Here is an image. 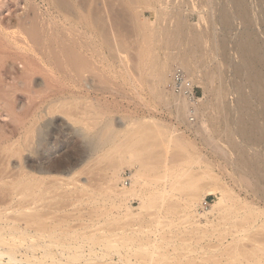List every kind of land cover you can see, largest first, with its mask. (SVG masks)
<instances>
[{"label":"rangeland","instance_id":"obj_1","mask_svg":"<svg viewBox=\"0 0 264 264\" xmlns=\"http://www.w3.org/2000/svg\"><path fill=\"white\" fill-rule=\"evenodd\" d=\"M78 1L85 2L83 3V9L80 10L82 7L79 6L80 9H74L75 12L70 14L69 11L60 9L55 0H0V25L6 26L5 28L9 30L27 31L31 44V49L27 53L26 50L28 49L23 51L17 41L16 43L15 41L7 43L8 40L4 38L5 36L2 37L3 34L0 31V41L2 42L0 45H3L0 46V78L5 81L4 83L0 79V82L4 83V86H2L3 83H0V94H2L0 97L3 96L2 100L0 99V144L3 146V144L14 142L15 139L18 140L19 134L10 139L11 141L8 138L11 137L10 131L14 130L13 126L21 125V121L24 119L27 124L29 123L27 126L33 125L34 128H37V130L31 128V137H35L36 133H33V131L38 130L44 132L45 137L47 136L43 142H38L39 144L35 142V145H31V149L22 151L23 155L22 153L21 155L23 157L20 155L22 159L15 155H8V157L0 152V171L8 170L6 171L8 174L5 173L6 176H10L11 173L13 174L11 176L14 177L15 173L19 172V166L24 159L23 163L30 168L26 166L27 169L34 174L38 173L35 174L37 176H40V174L41 176L46 175L44 176L47 178L46 183L51 186L49 188L51 192L48 191L43 195V197L46 195V198L40 200L37 205L27 203L28 207L22 208V210H28L29 213L25 212L26 214H36V212L39 213L38 215L44 214L41 217L46 218L45 222L51 224L58 223L57 221L60 220L65 229H68L66 226L69 224V231L72 228L71 226L77 230L79 227H84L85 222H88L90 212L94 209V205L91 206L88 203L87 205L86 202L78 203L88 198L82 195L80 190L82 187L89 188V191L95 189L97 192H106L109 199L111 197L115 198L114 192L134 188L139 193L129 191L126 197L123 198L124 201L120 207L110 209L113 218L107 226L109 230L116 233L125 232L138 237L143 232L142 241L150 240L154 242L156 240L157 242L154 243H158L162 248L158 250L156 260H153L155 264H264V93H259L261 84L263 85L262 82L264 81H258L257 84H252L251 80L249 81V70L242 65L239 52L235 49V47L237 48L235 44L245 29L244 24L237 19H233V21L226 24L218 20L222 12L232 13L230 0H163L165 2L163 4L156 0ZM86 4L88 5L86 6ZM247 4L255 20L254 26L250 27V31H253L252 33L256 35V38L258 37L260 49L264 51V0H247ZM135 16L138 17V21ZM213 17H216L215 20ZM165 25L172 32L177 30L178 27H182L184 33L179 34V38H174L175 44L173 47L171 46L172 48L164 47L161 49L157 45L156 48L152 47V49H157L155 51L160 52H158L157 57L161 56L162 58L166 53L185 55L187 53V59L192 67L190 69L184 67L183 69L193 78L201 98L195 109L190 108L189 101H187L188 106L185 101V104L181 101L182 105L186 107H184V110H180L181 114L180 111L176 110L175 105L177 106V103L175 102H178L177 97L180 100H186V98L184 99L181 95L177 96L168 87L173 68L178 64L181 66V64L178 62H176L177 64L173 63L165 77L166 81L163 79L159 85H156L157 83H154L156 80L153 79L154 75L149 74L153 67L152 62H154V59L150 58L153 51L151 52L148 49L143 58L142 56L141 58L138 57L144 45V39L138 36L142 34L143 30L155 29L156 31L157 28L159 29V27ZM70 26H76V29L79 28V33L74 27L73 29L76 31ZM65 28L68 32L64 31ZM69 30L74 34H71ZM67 34L69 37L74 35L79 43L84 44V47H82L83 52L88 58L80 60V71H78L81 72L83 78L77 72L76 78L73 77L77 80H72L70 74L67 73L69 75L67 76L64 73L66 71L61 68L64 71L62 72L59 66L61 72H58L56 64H50L48 61L51 59L47 58L42 50L40 51L39 44L43 41L54 43V46L59 50L58 45L61 44L64 38L68 37ZM194 35L201 37L200 43L197 45H194L192 41ZM222 38L227 40V50L221 49L220 40ZM118 39H124L126 45H128L124 50L125 52L122 51L121 54H118L116 51L117 54L115 55L121 56L119 59H117V56H112V50L115 51ZM85 42H87V45L93 44V47L96 45L94 47V49L96 48L95 51L101 45L107 56L103 55L102 52L100 54L103 57L97 51L94 53L89 49L90 46L87 49ZM158 48L160 49L158 50ZM22 51L26 52L25 56H23ZM157 52L154 54L156 55ZM3 53L10 56H4ZM58 55L51 54L53 57L56 56V59L61 57V55ZM104 56L107 60L104 59L103 61ZM140 59L142 60L140 61L141 64L143 63L141 67L138 61ZM22 62L26 63V69L23 67ZM1 65L4 66L1 67ZM94 65L96 67H93ZM149 67L151 68L149 69ZM260 69L259 65L257 71H261ZM11 70L13 73L10 72ZM27 70L29 73H27ZM78 75L80 78L77 77ZM4 87L5 89H3ZM157 88L159 89L157 90ZM3 90L6 92L3 93ZM24 92L26 93L23 95ZM260 95H263V97L261 96V98ZM4 97L6 101L3 100ZM69 99L71 100L69 101ZM62 101L65 103L62 104ZM70 102L76 106L78 103L75 109L72 108V111L75 112L73 113L78 116L76 118L82 117L80 119H83L86 111L91 112L90 115L88 114L89 117L87 115L88 120H85V122L91 125V129L93 126L95 127L92 131H85L84 126L88 123H75L72 119H69V116L63 114L68 113L71 109L68 106L69 104L70 107L74 105ZM25 103L27 104L25 105ZM62 105L64 110L66 109L65 111L61 110ZM14 106H17L18 109ZM66 106L67 108H65ZM224 108L227 111L223 113ZM23 109H27L26 112ZM96 111L100 113L98 116L95 113ZM191 111H195L194 114H191ZM95 121L98 124H94ZM15 122L17 125L11 124ZM104 123L111 124L112 136L117 137L114 139L115 143L118 141L124 142L126 139L123 138L125 134L126 137H128L127 134H138L137 136L141 137L142 140L144 136L145 140H140L135 145L134 152L127 153L122 148L119 152L108 153L106 157L102 158L101 155L106 154L105 151L113 147L114 141L111 140L112 144L106 145L102 151L96 152L97 154L91 153L92 155L88 157L89 145L87 144V138L92 137L94 138L92 140L99 142L98 139H101V137L97 134V130H100L103 127L101 124ZM40 126H43L42 130ZM106 131L107 129L103 133L105 134ZM170 134L183 140L186 139L185 141L188 142L187 149L182 148L177 138L170 141ZM2 137L5 138L2 139ZM96 145L98 149L101 147V144ZM165 160L168 161L169 165L171 164L169 172H172L173 175L170 179L166 180L164 178L160 183L156 182L155 185L144 182L146 179L150 180L155 177L158 168L162 170ZM178 161L182 163L181 167L177 164ZM188 162H190V165ZM75 164H78L77 167ZM38 167H42L47 171H44V173L36 172ZM69 167L77 172L70 175ZM179 167L190 169V175L183 176L186 178L184 181L181 176L182 184H180L182 181H178L179 183L172 181L179 179L174 177L175 172L181 170ZM139 168V175L135 183L132 184V176ZM10 170L12 171L10 172ZM113 170L120 173V178L116 187V183H114L115 188L111 189L110 186L113 183L110 184L109 176ZM69 175L71 177L74 175V178L69 179L71 178ZM66 176H68L67 179ZM12 177L10 179L7 177V179L11 180ZM191 177H197V183L200 186H198L200 191L196 189V192L200 193L199 197L201 199L199 198V204L194 210L184 209L183 206L186 203L184 200L186 198L185 191L187 190L180 191V188H183L184 184L187 183L186 181H189L188 178ZM58 178L62 179L59 180ZM75 178L78 182L75 181ZM62 180L64 184H62ZM2 184L0 183V191L2 190L0 192V210H4L3 215L10 220L8 225L16 224L21 229H26L28 224L25 219L27 217L20 213L22 210H19L20 205L18 206L19 202L17 200L9 201L6 193L3 194L6 187L4 188ZM56 184H60V186ZM172 185L174 189H172ZM62 186L67 188L63 190ZM174 186L179 188L178 191H180V194L182 193L181 195L178 191H175ZM164 187H166L165 189L168 188L170 192H166L165 195L168 194L164 195L165 197L161 200L160 194ZM71 189H75L76 192ZM212 189H215V191L212 192ZM224 189L229 192L226 205L213 208L212 204L218 202ZM68 190L69 192H67ZM70 190L74 192L71 193ZM57 191L60 194L64 191L65 195L61 194L62 197H59L60 194ZM67 193L69 195L71 193L72 196L69 197ZM73 193H76V195ZM148 197H152L153 201L148 206L146 205L147 208H143V199H148ZM76 201L77 203H75ZM79 204L82 206H79ZM6 205L8 208L4 209L7 207ZM29 206H34V209H30ZM68 210L69 212H67ZM15 217H18L17 220L19 218L23 220L16 221ZM84 220L85 222H83ZM82 222L84 225H82ZM39 241H36V243ZM18 243L20 244L19 240ZM25 243L24 245L20 244L19 250L21 253L18 254L19 258H25L23 264L28 263L26 257H24L25 254L26 256L27 254L30 255L29 258H33V260L35 258L33 255L42 256L41 249L34 250V254L33 251L28 252ZM259 247L263 250L259 251ZM54 250L56 251V249ZM161 254H166L167 258L162 259ZM237 258H240V260ZM132 259L133 261L138 259L142 263L146 261V258L143 257L133 256ZM115 260V263L118 262V257H115Z\"/></svg>","mask_w":264,"mask_h":264},{"label":"bare ground","instance_id":"obj_2","mask_svg":"<svg viewBox=\"0 0 264 264\" xmlns=\"http://www.w3.org/2000/svg\"><path fill=\"white\" fill-rule=\"evenodd\" d=\"M72 1V2H71ZM85 1V0H84ZM157 2H159V3H161V4H163V3H165L163 0H156ZM55 2H56V4H57V6L60 8V9H65V10H67V11H69L70 12V14H72V13H74L75 12V10L74 9H78L79 8V6L80 7H82L80 10H82L83 9V6H84V4L83 3H85V2H82L81 3V1L79 2L78 0H55ZM230 2L232 3V13L230 14V13H228V12H226V11H224V12H222L221 14H220V16H219V19L218 20H220V22L221 23H223V24H226V23H229V22H231V21H233V19H237L239 22H241V23H243L244 24V27H245V29H244V31L242 32V34H241V36L239 37V40H238V42L235 44L236 46H237V48L235 47V49L237 50V52H239V55H240V58H241V61H242V65H244V67L247 69V70H249L248 71V73H249V81L253 84H257L258 83V81L260 82V81H264V51H262V49H260V45H259V42H258V37L256 38V35L254 34V33H252L253 31H250V27L253 25V23H254V15L251 13V11H249V8H248V4H247V0H230ZM82 5V6H81ZM88 4H86V6H87ZM90 5H91V3H90ZM85 6V7H86ZM79 10V11H80ZM77 11V10H76ZM83 13V12H82ZM81 13V14H82ZM215 14H216V12H215ZM84 15V14H83ZM136 15V14H135ZM81 17V16H80ZM87 17V16H86ZM136 17V16H135ZM137 18V21L139 20L138 19V17H136ZM212 18V17H211ZM214 18V17H213ZM216 18V17H215ZM215 18H214V20H215ZM218 18V17H217ZM88 19V18H87ZM89 20V19H88ZM211 20V19H210ZM213 20V21H214ZM140 23V22H139ZM144 25V24H143ZM146 25V24H145ZM254 26V25H253ZM6 26H1L0 25V31H2V37L3 36H5L4 38H6L8 41H7V43L9 42V43H11V41L12 42H14L15 41V43H16V41L19 43V46L21 47V49H23V51H24V49L26 50V49H28V50H26L27 51V53H28V51H29V49H31V44H30V37L28 36V32L27 31H24V30H9V29H7V28H5ZM71 27V26H70ZM73 27L74 26H72L71 28L73 29ZM75 29L77 28L76 26L74 27ZM70 29V28H69ZM71 29V30H72ZM73 29L74 31H76L77 30V32L79 31V28L78 29ZM64 31H67V29L65 28V30ZM256 31V30H255ZM68 32V31H67ZM69 32H70V30H69ZM138 32H142V31H138ZM144 32V33H143ZM143 32H142V34L140 35V36H138V37H142L143 39H144V45H143V47H142V50H141V52L139 53V56L138 57H140L141 58V56H142V58H143V55H145L146 54V50H148V49H150L151 50V52L154 54L155 52H157V51H155V50H157V49H155L154 50V48L152 49V47H155L156 48V46L158 45L161 49L162 48H164V47H166V48H172L173 47V45L175 44V40H174V38L175 37H177V38H179L178 37V35L179 34H183L184 33V29L182 28V27H178L177 28V30H175L174 32H172L169 28H168V26H163V27H159V29L157 28V30L155 31V29L154 30H143ZM66 33V32H65ZM71 34H74L72 31L70 32ZM69 33V34H70ZM79 33V32H78ZM157 33V34H156ZM1 35V34H0ZM68 35V34H67ZM77 35H79V34H77ZM138 35V34H137ZM155 35V36H154ZM73 36V37H72ZM72 36H70L69 37V35H68V37H66V38H64L62 41H61V44L60 45H58V47H59V50H57V48L54 46V43H52V42H41L40 44H39V46L41 47L40 48V51L42 50V52L43 53H45L46 54V57L47 58H49V59H51L50 61H48L50 64H56V67H57V70H59V67H60V69L62 68L63 70H65L66 72H64L62 69V72H64V73H68V74H70V77H72V80L74 79V80H77V79H75L76 77V75L78 74L77 72H79L80 70V64H79V62H80V60L82 59V60H85L87 57H86V55H85V53L83 52V48L82 47H84V44H81V43H79V41L77 40V39H75L74 38V35H72ZM80 36V35H79ZM88 37V36H87ZM91 37V36H90ZM92 40H93V38H91ZM90 39V40H91ZM200 39H201V37L199 36V35H194L193 36V39H192V41H193V43H194V45H197V44H199L200 43ZM260 39V38H259ZM89 40V39H88ZM95 40V39H94ZM5 41V40H4ZM1 42V41H0ZM96 42V41H95ZM6 43V42H5ZM87 42H85V44H86ZM90 44H91V42H89ZM227 40H226V38H222L221 40H220V45H221V49L223 48V50H227ZM0 44H2V42L0 43ZM13 44V43H12ZM6 45V44H5ZM92 45V46H91ZM91 45H87L86 44V48L88 49L89 48V46L91 47V48H89L90 50H92V51H94V53H96V51L98 52V54L99 55H101L100 53L102 52V54L103 55H106L107 56V54H105V52H103V50H102V48H101V45H99V47L101 48H97V50L95 51V49H94V47L96 46H94L93 47V44H91ZM262 45V44H261ZM0 46H3V45H0ZM10 46H12V45H10ZM98 46V45H97ZM127 46L128 45H126V41L124 40V39H118L117 40V44H116V48H115V51L114 50H112V56H114V57H116L117 56V59H119V58H121V56L120 57H118V55H115V54H121L122 53V51H124L125 50V48H127ZM172 46V47H171ZM6 47V46H5ZM93 47V48H92ZM2 48V47H1ZM4 48V47H3ZM7 48V47H6ZM82 48V49H81ZM160 48H158V50L160 49ZM194 48V47H193ZM263 48V47H262ZM5 49V48H4ZM8 49V48H7ZM94 49V50H93ZM229 49V48H228ZM261 51H260V50ZM89 50V51H90ZM6 51V50H5ZM9 51V50H8ZM22 51V53H23V56H25V54H26V52L24 53ZM58 51H59V53H58ZM100 51V52H99ZM116 51H117V53H116ZM155 51V52H154ZM125 52V51H124ZM150 52V53H151ZM159 52V51H158ZM158 52H157V54L155 55H153L152 53H151V57L150 58H152V59H154V62H152V68L151 67H149V69L151 68L152 70V72L150 71V73L149 74H153L154 75V80H156L154 83H157L156 85H159V83L160 82H162L163 81V79H165V77H166V75H167V72H169V68H171V66H172V64L173 63H176V62H178V63H180L181 64V66H183L182 68H186V69H190L192 66H191V64L189 63V61H188V56H187V53H186V55L185 54H175V53H166V55L162 58L161 56L159 57H157V55H158ZM21 53V54H22ZM145 53V54H144ZM149 53V54H150ZM160 53V52H159ZM4 54V56L6 55L7 56V53H3ZM51 54H54V55H57V54H59V55H61V57L60 58H58L57 57V59L55 58V57H53V56H51ZM227 54V53H226ZM230 54V53H229ZM44 55V54H43ZM58 55V56H59ZM103 55H101L102 57H103ZM8 56H10V55H8ZM7 56V57H8ZM27 56H28V54H27ZM106 56H104V58H103V61H104V59H106L107 60V58H106ZM110 57H111V55H109ZM44 57H45V55H44ZM114 57H112V59H114ZM226 57V56H225ZM4 58V57H3ZM25 58V57H24ZM53 58H55L54 60H53ZM44 59H46V58H44ZM59 59V60H58ZM88 59V58H87ZM116 59V58H115ZM9 60V59H8ZM102 61V60H101ZM139 62L140 61H142L141 59L140 60H138ZM144 61V60H143ZM148 61V60H147ZM45 62V61H44ZM56 62H59V63H56ZM100 62V61H99ZM112 62V61H111ZM144 62H146V61H144ZM2 63V62H1ZM8 63V62H7ZM23 63V62H22ZM28 63V62H27ZM108 63V62H107ZM147 63V62H146ZM154 63V64H153ZM24 64V63H23ZM26 64V63H25ZM24 64V65H25ZM58 64V65H57ZM109 64V63H108ZM143 64V63H142ZM141 62H140V67H141ZM148 64V63H147ZM177 64V63H176ZM7 65V64H6ZM23 65V67L26 69L27 68V65H25L24 66ZM144 65H146V64H144ZM179 65V64H178ZM259 65H260V70L261 71H257V68H259ZM2 66H4V65H1V67ZM20 66H22V65H20ZM35 66V65H34ZM34 66H33V68H34ZM45 66V65H44ZM52 66H54V65H52ZM59 66V67H58ZM180 66V65H179ZM48 67V66H47ZM93 67H96V65H94ZM138 67V66H137ZM148 67V66H147ZM146 67V68H147ZM8 68V67H7ZM55 68V67H54ZM139 68V67H138ZM1 69V68H0ZM2 69H4V68H2ZM6 69V68H5ZM31 69H32V67H31ZM31 69H30V71H31ZM52 69V68H51ZM94 69V68H93ZM96 70H97V68H95ZM98 69H101V68H98ZM141 69V68H140ZM263 69V70H262ZM29 70V69H28ZM27 70V71H28ZM33 70H35V69H33ZM33 70H32V72H33ZM79 70V71H78ZM95 70V71H96ZM1 71V70H0ZM20 71H22V70H20ZM24 71V70H23ZM98 71V70H97ZM10 72H12V70L10 71ZM25 72H26V70H25ZM25 72H24V74H25ZM53 72V71H52ZM56 72V71H55ZM58 72H61L60 70L58 71ZM144 72V71H143ZM13 73V72H12ZM16 73H17V71H16ZM27 73H29V71L27 72ZM31 73V72H30ZM76 73V74H75ZM81 72H79V75L80 76H82L81 74H80ZM10 74V73H9ZM21 74V73H20ZM67 74V76H69ZM143 74V73H142ZM13 75V74H12ZM15 75V74H14ZM28 75V74H27ZM26 75V76H27ZM79 75L77 76V77H79ZM140 75V74H139ZM152 75V76H153ZM25 76V77H26ZM54 76V75H53ZM66 76V77H67ZM1 77V76H0ZM5 77V76H4ZM14 77V76H13ZM17 77V76H16ZM70 77H68V78H70ZM73 77H75V78H73ZM12 78V77H11ZM18 78V77H17ZM21 78V77H20ZM80 78V77H79ZM82 78H83V76H82ZM1 79V81H4V80H2V78H0ZM6 79V78H5ZM14 79V78H13ZM26 79V78H25ZM31 79V78H30ZM30 79H27V80H30ZM59 79V78H58ZM85 79V78H84ZM109 79V78H108ZM12 80V79H11ZM79 80V79H78ZM8 81V80H7ZM6 81V82H7ZM17 81H18V79H17ZM20 81H22L21 79H20ZM71 81V80H70ZM84 81V80H83ZM86 81V80H85ZM103 81V80H102ZM141 81V80H140ZM164 81H166V79L164 80ZM25 82V81H24ZM107 82H108V80H107ZM153 82H152V84H153ZM0 83H3V82H0ZM4 83H5V81H4ZM4 83L2 84V86H4ZM13 83V82H12ZM11 83V84H12ZM31 83V82H30ZM50 83V82H49ZM262 83H264V82H262ZM20 84H22V83H20ZM106 84V83H105ZM108 84V83H107ZM264 85V84H263ZM262 84H261V91H259V93L260 92H263L264 93V86H263ZM1 86V87H2ZM9 86H10V84H9ZM9 86H6V87H9ZM15 86V85H14ZM28 87H31V86H29V85H27ZM256 86V85H255ZM258 86V85H257ZM20 87V86H19ZM24 87H26V86H24ZM154 87V86H153ZM17 88V87H16ZM1 89V88H0ZM3 89H5V87L3 88ZM159 88H157V90H158ZM8 90V89H7ZM15 90V89H14ZM32 90V89H31ZM4 91V92H3ZM2 92L3 93H5L6 91L5 90H3ZM12 91H13V89H12ZM21 91H22V89H21ZM28 91V90H27ZM161 91V90H160ZM1 92V91H0ZM9 92H10V90H9ZM8 92V93H9ZM21 93V92H20ZM19 93V94H20ZM26 92H24L23 93V95L25 94ZM162 94H163V92H161ZM160 93V94H161ZM10 94V93H9ZM8 94V95H9ZM12 94H15V93H12ZM11 94V95H12ZM22 94V93H21ZM2 94H0V96H1ZM5 95V94H4ZM7 95V96H8ZM177 96H179L178 94H176ZM15 96H17V95H15ZM19 96V95H18ZM175 96V95H174ZM243 96V95H242ZM263 97V95H260V97ZM3 97V96H2ZM2 97H0V99L2 98ZM29 97V96H28ZM181 97V96H180ZM241 97V96H240ZM261 97V98H262ZM15 98V97H14ZM65 98V97H64ZM179 97H177V100H178V102H175V103H177V106L175 105V108H176V110H178V112L181 110H184V107L185 106H183L182 105V102L181 101H183V104H185V102H186V104H187V106L190 104H188V100L186 99V100H180V98L178 99ZM184 98V97H183ZM242 98V97H241ZM240 98V99H241ZM18 99V98H17ZM72 99H74V98H72ZM78 99V98H77ZM181 99H182V97H181ZM185 99V98H184ZM2 100V99H1ZM0 100V101H1ZM3 100H5L6 101V98L4 97V99ZM8 100V99H7ZM12 100V99H11ZM71 99H69V101H70ZM180 100V101H179ZM22 101V100H21ZM63 101H65V100H63ZM63 101L61 102L62 104H64L63 103ZM73 101V100H72ZM185 101V102H184ZM247 101V100H246ZM8 102V101H7ZM7 102H4L5 104L7 103ZM10 102V101H9ZM12 102V101H11ZM10 102V103H11ZM15 103H16V101H14ZM75 102V101H74ZM77 102V101H76ZM75 102V103H76ZM242 102H243V99H242ZM244 102H245V99H244ZM68 103V102H67ZM71 103V102H70ZM27 103H25V105H26ZM56 104H58V103H56ZM71 104H74V103H71ZM8 105H10L9 103H8ZM23 106H24V104H22ZM59 105H61L60 103H59ZM68 105V104H67ZM2 106V105H1ZM4 106V105H3ZM17 106H19V105H17ZM17 106H14V107H16L17 108ZM53 106H55V105H53ZM69 106V108H71L70 110H69V108H68V110H69V112L68 113H63V114H66L67 116H69V119H72L73 120V122H75V123H79V122H81V123H83V124H86V123H88V122H85V120L87 121L88 119V117H89V115H90V113L88 112V111H86L85 113H86V115H85V117L83 118V119H80V118H82V117H79V118H76V116L77 115H75L74 113V111H72V108L74 107V109H75V107H77L78 106V103H77V106L74 104L72 107H70V104L68 105ZM183 106V107H182ZM242 106V105H241ZM5 107H7V106H5ZM4 107V108H5ZM60 107V106H59ZM62 108H63V105L61 106ZM240 107V106H239ZM4 108H3V110H4ZM9 108V107H8ZM7 108V109H8ZM15 108V109H16ZM23 108V107H22ZM27 108V107H26ZM53 108V107H52ZM56 108V107H55ZM61 108V110H64V108L62 109ZM65 108H67V106L65 107ZM186 108V107H185ZM1 109V108H0ZM11 109H13V108H11ZM10 109V110H11ZM14 109V110H15ZM18 109V108H17ZM51 109V108H50ZM49 109V110H50ZM54 109V108H53ZM73 109V110H74ZM77 109V108H76ZM189 109V108H188ZM225 110H222L223 111V113L224 112H226L227 110H226V108H224ZM240 109V108H239ZM243 109V108H242ZM19 110H22V109H19ZM23 110H25V109H23ZM27 110V109H26ZM26 110H25V112H26ZM48 110V111H49ZM57 110V109H56ZM66 110V109H65ZM64 110V111H65ZM186 110V109H185ZM220 110V112L222 113V111ZM244 110V109H243ZM5 111H7V110H5ZM52 111V110H51ZM58 111H59V109H58ZM78 111V110H77ZM181 111L179 112L180 114H181ZM8 112H10L9 110H8ZM14 112V111H13ZM55 112V111H54ZM67 112V111H66ZM74 112V113H73ZM195 112V111H194ZM242 112V111H241ZM2 113V112H1ZM12 113V112H11ZM19 113V112H18ZM24 113V112H23ZM22 113V114H23ZM51 113V112H50ZM76 113H78V112H76ZM95 113H97V111L95 112ZM184 113V112H183ZM13 114V113H12ZM21 114V113H20ZM26 114V113H25ZM89 114V115H88ZM98 114H100V113H97V116H98ZM10 115V114H9ZM15 115V114H14ZM14 115H12V116H14ZM75 115V116H74ZM79 115V114H78ZM87 115H88V117H87ZM28 116V115H27ZM80 116H82L81 114H80ZM16 117H17V115H16ZM20 117V116H19ZM18 117V119H20ZM23 117V116H22ZM37 117V116H36ZM78 117V116H77ZM91 117V116H90ZM11 119H12V117H10ZM24 118V117H23ZM23 118H22V120H23ZM25 118H26V116H25ZM30 118V117H29ZM41 118V117H40ZM92 118V117H91ZM10 119V120H11ZM15 120H16V118H14ZM39 119V118H38ZM94 119V118H93ZM9 120V121H10ZM13 120V119H12ZM21 120V119H20ZM19 120V121H20ZM28 120V119H27ZM34 120V119H33ZM18 121V120H17ZM35 122H36V120H34ZM91 121V120H90ZM89 121V122H90ZM22 123H21V125H17L16 124V122L15 123H11V124H16L17 126H13V129L14 130H12V131H10L11 132V137L9 136V141H11L10 139H12L13 137H16V135L18 136V134L20 135L19 137H18V140L16 141V139H15V141L14 142H12V143H10V144H3V146H1V144H0V147H1V151L0 152H2V154L4 153V154H6V156H19L20 157V155H21V153H22V151H25V150H29V149H31V145H35V142H43L44 140H45V138L47 137H45V133L44 132H42V131H40V130H38V131H33V133H36V135H35V137H31L30 136V134H31V128L33 127V125H31V126H27L28 124L25 122V119L23 120V121H21ZM29 122V121H28ZM239 122H241V121H239ZM243 122V121H242ZM37 123V122H36ZM91 123V122H90ZM95 123H97L96 121L94 122V124ZM136 123V122H135ZM252 123V122H251ZM10 124V125H11ZM18 124H19V122H18ZM35 124V123H34ZM80 124V123H79ZM93 124V123H92ZM98 124V123H97ZM255 124V123H254ZM77 125V124H76ZM101 125H103V127H101V129L100 130H97L98 131V133L97 132H94V133H97L100 137H101V139H98L99 140V142L96 140V142L94 141V140H92V139H94V138H92V137H88L87 138V144L89 145V152H87V154H89L88 155V157H90L92 154H95L96 152L98 153L99 151H102L103 149H104V147H106V145L107 146H109V144H112L113 142H111V140H113L114 141V139L115 138H117L116 136H112L113 135V130L111 129V124H108V123H104V124H101ZM6 126V125H5ZM44 126V125H43ZM42 126V127H43ZM93 126V125H92ZM97 126H99V125H97ZM7 127V126H6ZM12 127V126H11ZM38 127V126H37ZM41 127V126H40ZM40 128L41 130L43 129V128ZM46 127V126H45ZM44 127V128H45ZM85 128V131L86 132H90V131H92L94 128L92 127V129H91V125H89V123L88 124H86L85 126H84ZM249 127V126H248ZM247 127V128H248ZM3 128V127H2ZM8 128V127H7ZM99 128V127H98ZM250 128V127H249ZM4 129H5V127H4ZM33 129H36L37 130V128H34L33 127ZM105 129H107V131L105 132V134L103 133V131H105ZM254 129H255V127H254ZM7 130V129H6ZM251 131L253 130V129H250ZM2 131V130H1ZM4 131V130H3ZM72 131H74V130H72ZM241 131V130H240ZM247 131V130H246ZM48 132V131H47ZM85 132V133H86ZM129 132V131H128ZM3 133V132H2ZM7 133V132H6ZM44 133V134H43ZM76 133H77V131H76ZM75 133V134H76ZM251 133H253V132H251ZM256 133V132H255ZM88 135H89V133H87ZM254 134V133H253ZM6 135V134H5ZM9 135V134H8ZM131 135H133V134H131ZM131 135H128L127 134V136L128 137H126V134H125V136L123 137L124 139H125V141L124 142H122V141H118V142H116L115 143V141H114V144H113V147L111 148V149H107L106 151H105V153L106 154H102L101 156H102V158L103 157H106L107 156V154L108 153H114V152H119V150H121L122 148H124L126 151L125 152H127V153H129V152H134L135 151V149H136V147H135V145L137 144V143H139L140 142V140H142L141 139V137H139V136H137L138 134H134V135H136V136H131ZM172 134H170V137H169V139H170V141L171 140H173V139H176L177 138V140L179 141V143L181 144V146H182V148H186V146H187V144H188V142L187 141H185V140H183V139H180L179 137H177V136H171ZM33 136V135H32ZM49 136H50V134H49ZM55 136V135H54ZM92 136V135H91ZM95 136H97L96 134H95ZM94 136V137H95ZM5 137H7V136H5ZM5 137H2V139L3 138H5ZM98 137V136H97ZM99 137V138H100ZM142 138H144L143 140H145V137L143 136ZM7 139V138H6ZM36 140V141H35ZM100 140H101V143H100ZM142 140V141H143ZM1 141V140H0ZM53 141V140H52ZM92 141H94L93 143H92ZM4 142V141H3ZM98 142V143H97ZM8 143V142H7ZM45 143V142H44ZM101 144V147L98 149V148H96L97 147V145L96 144ZM39 144V143H38ZM37 144V145H38ZM96 146H95V145ZM54 146V145H53ZM34 147V146H33ZM39 147H40V145H39ZM47 147V146H46ZM41 148V147H40ZM98 149V150H97ZM187 149V148H186ZM40 151V150H39ZM32 152V151H31ZM48 152V151H47ZM146 152V151H145ZM144 152V153H145ZM34 153V152H33ZM92 153V154H91ZM96 153V154H97ZM65 154V153H64ZM22 155H23V153H22ZM21 155V156H22ZM3 156V155H2ZM5 156V155H4ZM5 156V157H6ZM8 156V157H9ZM66 156V155H65ZM229 156V155H228ZM23 157V156H22ZM100 157V156H99ZM225 157H227V156H225ZM7 158V157H6ZM39 158V157H38ZM65 158V157H64ZM191 158V157H190ZM8 159H10V158H8ZM8 159H7V161H8ZM11 159H12V157H11ZM19 159V158H18ZM20 159H22L21 157H20ZM228 159V158H227ZM62 160V159H61ZM192 160H194V159H192ZM23 161H24V159L22 160V162H21V165L18 167L19 168V172L16 174L15 173V175H14V177H12L11 175H13V174H11L10 172L12 171V170H10V176H6L8 173L6 172V171H8V170H6V169H4L3 167V169L4 170H2V171H0V183L2 184V186H4V191L5 192H3V194L4 193H6V197H7V199H9V201H13V200H17V202H19V204H18V206H19V210H22V208H25V207H28V204L27 203H29V204H36L37 205V203H39V201L41 200L42 201V199H44V198H46V195L43 197V195L44 194H46V192H51L50 190L51 189H49L51 186H49L48 185V183H46L47 182V178H45L44 176H46V175H44V176H41V174H40V176H37V175H35V174H38V173H32L29 169V167L27 166V165H25V163H23ZM63 161H65V160H63ZM190 162H192L191 160H189ZM41 162V161H40ZM55 162V161H54ZM76 162V161H75ZM168 161L167 160H165L164 161V165L162 166V170L160 169V168H158L157 169V175L155 174V177H152L150 180L149 179H146V180H144V182H147L149 185L150 184H153V185H155L156 184V182H158V183H160L164 178H166V180L167 179H170V177L173 175L172 174V172L170 173L169 172V167H170V165L167 163ZM180 161H178V163L177 164H179V166L181 167V164L182 163H179ZM190 162H188V164L190 165ZM29 163V162H28ZM43 163V162H42ZM41 163V164H42ZM58 163H60V162H58ZM78 163V162H77ZM37 164V163H36ZM61 164V163H60ZM176 164V165H177ZM183 164H184V162H183ZM185 164H187V162H185ZM191 164H193V162L191 163ZM1 165H3V164H1ZM45 165V164H44ZM70 165V164H69ZM77 165L78 164H75V166L77 167ZM210 165V164H209ZM6 166V165H5ZM29 168V169H27V167ZM192 166V165H191ZM9 167V166H8ZM11 167V166H10ZM34 167V166H33ZM55 167V166H54ZM53 167V168H54ZM144 167V166H143ZM142 167V168H143ZM177 167V166H176ZM179 167V169H181ZM190 167V166H189ZM45 168V167H44ZM49 168V167H48ZM52 168V167H51ZM60 168V167H59ZM70 168V167H69ZM8 169V168H7ZM11 169V168H10ZM14 169V168H13ZM35 169V168H34ZM50 169V168H49ZM78 169V168H77ZM144 169V168H143ZM178 169V170H179ZM51 170V169H50ZM56 170V169H55ZM59 170V169H58ZM68 170V169H67ZM76 170V169H75ZM14 171H16V170H14ZM33 171V170H32ZM44 171H47V170H45V169H43L42 167H38L37 169H36V172H40V173H44ZM159 171V172H158ZM172 171L174 172V170L172 169ZM52 172V171H51ZM75 172H77V171H74V170H72V167L70 168V170H69V173H70V175L71 174H74ZM80 172V171H79ZM139 172H140V168L138 169V170H136V172L133 174V176H132V184H134L135 183V181H136V178L138 177V175H139ZM5 173H7V174H5ZM14 173V172H13ZM209 173V172H208ZM5 174V175H4ZM57 174V173H56ZM77 174V173H76ZM186 174H189L190 175V169L188 168V169H186V168H182L181 170H179V171H176L175 172V174H174V177H177V178H179V179H177V178H175V179H177V180H172V181H176V182H178V181H182V177L185 175L186 176ZM64 175V174H63ZM66 175V174H65ZM69 175V176H70ZM120 173L118 172V171H116V170H113L112 171V174L109 176V178H110V184H111V182L113 183L112 184V186H110V188L111 189H114L115 187H116V185H117V181L119 180V178H120ZM209 175H210V173H209ZM74 176V175H73ZM71 177V178H69V179H71L72 180V178H74V177ZM77 176V175H76ZM180 176V177H179ZM182 176V177H181ZM211 176V175H210ZM7 177L10 179V177H12L11 178V180H9V179H7ZM52 177V176H51ZM67 177L68 176H66L65 178L67 179ZM173 177V178H174ZM60 178V177H59ZM58 178V179H59ZM63 178V177H62ZM61 178V179H62ZM184 178V177H183ZM195 177H191V178H188L189 179V181H186V182H184V183H186V184H184V187L183 188H180V191H185V190H187V191H185V196H186V198L184 199L185 201H186V203H185V206H183V207H185L184 209H195L197 206H198V204H199V200L201 199L199 196V194L196 192V189H198V178L196 177L195 179H194ZM7 179V180H6ZM50 179V178H49ZM61 179H59V180H61ZM64 179V178H63ZM186 178H184L183 179V181L185 180ZM187 179V180H188ZM70 180V181H71ZM51 181V180H50ZM54 181H57V180H54ZM68 181V180H67ZM66 181V182H67ZM69 181V182H70ZM75 181H77L76 180V178H75ZM74 181V182H75ZM183 181L180 183V184H182L183 183ZM49 182V181H48ZM62 182H63V180H62ZM66 182H65V184H66ZM69 182H68V184H69ZM78 182V181H77ZM166 182V181H165ZM55 183V182H54ZM56 183H58V182H56ZM71 183V182H70ZM114 183H116L115 184V187H114ZM179 183V182H178ZM51 185H53L52 183H50ZM62 184H64V182L62 183ZM175 184V183H174ZM179 184V185H180ZM46 185H48V186H46ZM57 186L59 185L60 186V184H56ZM67 185V184H66ZM72 185H73V181H72ZM75 185L77 186V184L75 183ZM74 185V186H75ZM79 185V184H78ZM54 186V185H53ZM169 186V185H168ZM177 186V185H176ZM183 186V185H182ZM181 186V187H182ZM54 187H56V186H54ZM78 187V186H77ZM82 187V186H81ZM87 187V186H86ZM114 187V188H113ZM175 187V186H174ZM180 187V186H179ZM187 189H186V188ZM200 187V186H199ZM53 188V187H52ZM57 188V187H56ZM63 190H65L66 188L65 187H61ZM65 188V189H64ZM166 187H164V190L162 189V191H161V194H160V199L162 200L166 195H165V193L166 192H170V190H168V188L167 189H165ZM170 189H171V187H169ZM176 189H175V191H178L179 190V188H177V187H175ZM62 189H61V191H62ZM76 189V188H75ZM75 189H71V190H74L75 192H76V190ZM172 189H174L173 188V185H172ZM171 189V190H172ZM181 189H183V190H181ZM53 190V189H52ZM70 190V192L72 193V192H74V191H71ZM81 190V192H82V195L85 197V196H87L88 198L85 200V199H83V200H81V202H78V203H85L86 202V204L88 203L89 205H91V206H93L94 205V209L92 210V212H90V217H89V219H88V222H85V220L83 221V222H85V225L83 224V222H82V225H84V227L82 226V228H78L77 230H76V228H73V226H71L72 228H71V230H74V231H69L68 229H69V224H67V226H66V228H68V229H65V227H64V225L63 224H61V222H60V220H58L57 222L58 223H49V222H45V219L46 218H42L41 216H44V214L43 215H38L39 213H37L36 212V214L34 213V214H32V213H30V214H26L25 212H27V211H21L20 213L23 215H25V217H27L26 219H25V217H24V219H25V222L27 221V224H28V226H27V228L26 229H21V227H19L18 225H8L9 224V221L10 220H8V219H6V217L3 215V211L4 210H0V264H23V261H24V259L25 258H23V257H20L19 258V256H18V254L19 253H21L20 252V244L21 245H24V243H25V247L27 248L26 250H28V252H31V251H33V254H34V252L35 251H37V250H39V249H41V251H42V256L40 255V257H37V255L35 256V255H33L35 258H34V260H33V258L32 259H30L29 258V256H28V254H27V256H26V254H25V256L24 257H26V260H27V262L29 263V264H117V263H119V264H155V262H153V260L155 261L156 259V256H158V250L159 249H161L162 248V246H159L158 245V243H154L153 241H150V240H146V241H142V239L141 238H143L142 236H144V234H143V232H142V234H140L139 235V237L138 236H134V235H129V234H127V233H125V232H120V233H116V232H114V231H111V230H109V227L107 226L108 224H109V222H110V220H111V218H113L112 217V213H110L111 212V208H116V207H120L121 205H122V203H123V198H125L126 197V195H127V193L129 192V191H134V192H138L139 193V191H137V190H135L134 188L133 189H130V190H124V191H118V192H114L115 193V198H113V197H111V199H109L107 196H106V192H97V191H95V189L93 190V191H89V188H84V187H82V189H80ZM80 190H79V192H80ZM99 190H101V189H99ZM213 190V191H212ZM211 191L212 192H214L215 191V189H212ZM226 189H224V191L222 192L223 193V195L219 198V200H218V202L216 203V204H212V207L213 208H215V207H220V206H224V205H226L225 203H226V201H227V199H228V196H229V192H228V190H227V192L225 191ZM2 191V190H1ZM0 191V192H1ZM56 190L54 189V192H55ZM60 191V190H59ZM60 191V192H61ZM87 191V193L85 194V192ZM104 191V190H103ZM180 191H178L179 192V194H180ZM198 191H200V189H198ZM58 192V191H57ZM67 192H69V190L67 191ZM160 192V191H159ZM173 192V191H172ZM171 192V193H172ZM189 192V195L187 196V193ZM65 192L63 191L61 194L63 195ZM71 193H70V195H69V197L70 196H72L71 195ZM78 193V192H77ZM54 194V193H53ZM57 194V193H56ZM58 194H60L59 192H58ZM59 195V197L61 196L62 197V195ZM74 194V193H73ZM79 194V193H78ZM177 194V193H176ZM182 194V193H181ZM180 194V195H181ZM65 195V194H64ZM67 195V196H68ZM74 195H76V193L74 194ZM80 195V194H79ZM82 195L80 196V198L82 197ZM165 195V196H164ZM172 195V194H171ZM183 195V196H184ZM4 196V195H3ZM158 196H159V194H158ZM176 196V195H175ZM43 197V198H42ZM52 197H53V195H52ZM57 197V196H56ZM64 197H66V196H64ZM78 197V196H77ZM76 197V198H77ZM157 197V196H156ZM181 197V196H180ZM5 198V197H4ZM4 198H1V199H4ZM79 197H78V199H80ZM184 198V197H183ZM200 198V199H199ZM62 199V198H61ZM175 199H177V198H175ZM67 200V199H66ZM178 200V199H177ZM180 200V199H179ZM3 201V200H2ZM6 201V200H5ZM8 201V202H9ZM74 201H75V199H74ZM79 201V200H78ZM153 201V199H152V197H148V199H143V208L144 207H146V205L148 206L149 204H150V202H152ZM8 202H6V203H8ZM26 202V204H24ZM67 202V201H66ZM69 202V201H68ZM71 202V201H70ZM164 202H165V200H164ZM179 202H181V201H179ZM0 203H1V200H0ZM15 203H16V201H15ZM75 203H77V201L75 202ZM14 204V203H13ZM68 204V203H67ZM71 204V203H70ZM69 204V205H70ZM87 204V205H88ZM1 205V204H0ZM8 205V204H7ZM6 205V206H7ZM76 205V204H75ZM160 205V204H159ZM11 206H12V204H11ZM16 206H17V204H16ZM65 206V205H64ZM67 206V205H66ZM71 206V205H70ZM73 206V205H72ZM79 206H82V205H80L79 204ZM34 207V206H33ZM33 207H31V206H29V208L30 209H34ZM38 207V206H37ZM76 207V206H75ZM162 207H163V204H162ZM6 208H8V206L7 207H5L4 209H6ZM11 208V207H10ZM16 208V207H15ZM18 208V207H17ZM82 208V207H81ZM89 208V207H88ZM87 208V209H88ZM147 208V207H146ZM3 209V208H2ZM13 209V208H12ZM61 209V208H60ZM63 209V208H62ZM80 209V208H79ZM128 209V208H127ZM38 210V209H37ZM90 210V209H89ZM16 211V210H15ZM32 211V210H31ZM34 211V210H33ZM59 211V210H58ZM78 211V210H77ZM128 211H129V209H128ZM127 211V212H128ZM67 212H69V210L67 211ZM81 212V211H80ZM131 212V211H130ZM6 213V212H5ZM10 213H12V212H10ZM27 213H29V212H27ZM79 213V212H78ZM89 213V212H88ZM129 213V212H128ZM190 213H191V211H190ZM21 214H19L18 213V215H21ZM57 214V213H56ZM67 214V213H66ZM80 214H82V213H80ZM11 215V214H10ZM21 215V216H22ZM58 215V214H57ZM130 215V214H129ZM13 216H15V215H13ZM17 216V215H16ZM63 216V215H62ZM75 216V215H74ZM7 217H8V214H7ZM68 217V216H67ZM76 217V216H75ZM83 217V216H82ZM18 218V217H17ZM17 218L15 217V219H16V221H18L17 220ZM22 218H23V216H22ZM52 218V217H51ZM56 218V217H55ZM59 219H60V217H58ZM66 218V217H65ZM70 218V217H69ZM74 218V217H73ZM81 218V217H80ZM87 218V217H86ZM14 219V220H15ZM54 219V218H53ZM52 219V220H53ZM14 220H12V221H14ZM21 220H23V219H20V221ZM48 220V219H47ZM46 220V221H47ZM51 220V219H50ZM61 220H63V219H61ZM73 220V219H72ZM83 220V219H82ZM19 221V222H20ZM77 221V220H76ZM24 222V221H23ZM56 222V221H55ZM60 222V223H59ZM64 222V221H63ZM67 222H68V220H67ZM66 222V223H67ZM71 222V221H70ZM13 223H15V222H13ZM12 223V224H13ZM255 223H256V221H255ZM20 224H21V222H20ZM80 224V223H79ZM36 225V226H35ZM73 225V224H72ZM10 227V229H9V227ZM255 226V225H254ZM75 227V226H74ZM9 229V230H8ZM86 230V231H85ZM40 241H39V240ZM18 240H19V242H20V244L18 243ZM36 241H39V242H37L36 243ZM27 242H28V244H27ZM157 242V241H156ZM54 249H56V251L54 250ZM259 249V251L260 250H263V249H261L260 247L258 248ZM25 250V249H24ZM35 250V251H34ZM23 254V253H22ZM30 254H32V253H30ZM37 254V253H36ZM33 256H31V257H33ZM133 256H136L137 258L138 257H143V258H146V261H145V263H142L141 261H138V259H136L135 261H133V259H132V257ZM161 257H162V259H165V258H167V255L166 254H161L160 255ZM115 257H118V262H116L115 263ZM238 257V256H237ZM243 258V257H242ZM238 260H240V258H237ZM25 260V261H26ZM27 263V264H28Z\"/></svg>","mask_w":264,"mask_h":264},{"label":"built area","instance_id":"obj_3","mask_svg":"<svg viewBox=\"0 0 264 264\" xmlns=\"http://www.w3.org/2000/svg\"><path fill=\"white\" fill-rule=\"evenodd\" d=\"M168 87L175 94L186 98L191 109H195L196 104L201 99L193 78L179 65L173 68ZM191 114H194V112L191 111Z\"/></svg>","mask_w":264,"mask_h":264}]
</instances>
